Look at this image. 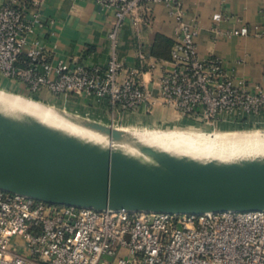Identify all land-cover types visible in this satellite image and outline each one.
Segmentation results:
<instances>
[{"label": "built area", "instance_id": "built-area-1", "mask_svg": "<svg viewBox=\"0 0 264 264\" xmlns=\"http://www.w3.org/2000/svg\"><path fill=\"white\" fill-rule=\"evenodd\" d=\"M113 10L105 65L51 61L37 35L41 0H7L0 5V72L19 77L31 91L82 93L105 100L112 114L154 103L131 69L120 78L117 35L128 17L140 20L147 2L162 3L176 24L168 63H150L159 99L172 109L205 121L264 113V84H249L213 55L200 58L199 25L182 0H95ZM30 11H27V9ZM229 19L212 14L216 36L263 37L264 25L222 30ZM19 56L24 64L19 65ZM143 58V56H140ZM0 264H264V210L200 214L128 212L55 205L0 189Z\"/></svg>", "mask_w": 264, "mask_h": 264}, {"label": "crops", "instance_id": "crops-1", "mask_svg": "<svg viewBox=\"0 0 264 264\" xmlns=\"http://www.w3.org/2000/svg\"><path fill=\"white\" fill-rule=\"evenodd\" d=\"M7 0H0V5ZM189 18L197 20L199 29L195 38L200 58L217 56L224 66L237 77H243L249 84H264V38L240 36H216L212 31V14L220 11L229 19L218 22L222 30L236 29L240 25L253 31L255 25H264V0H182ZM40 14L43 22L37 35L48 59H62L70 65H105L110 54L107 33L114 16L111 8L95 0H41ZM27 11H30L28 8ZM140 20L125 19L117 35V57L123 62L120 78L131 69L137 70V79L150 91L153 104L141 105L134 111L112 114L105 100H96L82 93L53 94L46 88L36 91L28 89L19 77H7L0 72V91L18 96L26 101L74 113L104 124L116 127L198 129L201 131L174 130L179 133L212 134L222 123L234 120L224 113L222 120L205 121L191 114L170 108L159 99L158 69L150 70V63H162L169 68V54L163 46V39L173 42L176 24L162 3L147 2L139 10ZM153 50L159 52L155 54ZM140 56H143L141 58ZM25 62L19 56L18 64ZM264 113L247 117L254 120ZM208 126V127H206ZM204 131V132H202Z\"/></svg>", "mask_w": 264, "mask_h": 264}, {"label": "water", "instance_id": "water-1", "mask_svg": "<svg viewBox=\"0 0 264 264\" xmlns=\"http://www.w3.org/2000/svg\"><path fill=\"white\" fill-rule=\"evenodd\" d=\"M52 109L109 140L126 142L125 133L110 124ZM109 154L105 163L87 161L0 129V189L49 204L96 210L176 214L264 210V154L210 161L135 147Z\"/></svg>", "mask_w": 264, "mask_h": 264}, {"label": "bare ground", "instance_id": "bare-ground-1", "mask_svg": "<svg viewBox=\"0 0 264 264\" xmlns=\"http://www.w3.org/2000/svg\"><path fill=\"white\" fill-rule=\"evenodd\" d=\"M0 96V129L87 161L105 163L109 153L121 147L199 161L264 154V136L257 134L206 137L172 132L158 138L156 134L123 131L126 142L116 143L65 120L50 107L2 92Z\"/></svg>", "mask_w": 264, "mask_h": 264}, {"label": "rangeland", "instance_id": "rangeland-1", "mask_svg": "<svg viewBox=\"0 0 264 264\" xmlns=\"http://www.w3.org/2000/svg\"><path fill=\"white\" fill-rule=\"evenodd\" d=\"M2 98V96H0ZM12 101V99H9ZM7 100V101H9ZM19 105V104H18ZM21 106V105H20ZM208 127V126H206ZM223 129L221 131L216 130L215 133H212L209 136L217 137V136H222V135H243V134H257V135H263L264 136V117L261 116L259 118H255L254 120H249L241 122L240 119H235V120H230V123H222L220 125ZM117 129H121L122 131H127V132H132V133H138V134H156L158 138H163L166 134L168 133H179L174 130H184V131H201L198 129H180V128H157L161 130H143L142 128H133V127H122L119 124H117L116 121V127ZM204 132V131H202ZM190 134V133H186ZM197 135V134H195ZM201 136H208L205 134H198Z\"/></svg>", "mask_w": 264, "mask_h": 264}, {"label": "trees", "instance_id": "trees-1", "mask_svg": "<svg viewBox=\"0 0 264 264\" xmlns=\"http://www.w3.org/2000/svg\"><path fill=\"white\" fill-rule=\"evenodd\" d=\"M162 42H163L162 43L163 46H165L167 49V53L169 54L173 42H171V40L169 39H163ZM153 52L155 54H159V52L156 50H153ZM240 121L245 123V121H248V119L245 117V118L240 119Z\"/></svg>", "mask_w": 264, "mask_h": 264}]
</instances>
